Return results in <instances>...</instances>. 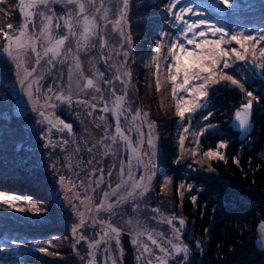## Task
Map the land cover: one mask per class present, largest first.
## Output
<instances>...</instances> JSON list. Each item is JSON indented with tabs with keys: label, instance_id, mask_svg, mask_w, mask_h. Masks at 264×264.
I'll return each instance as SVG.
<instances>
[{
	"label": "trees",
	"instance_id": "obj_1",
	"mask_svg": "<svg viewBox=\"0 0 264 264\" xmlns=\"http://www.w3.org/2000/svg\"><path fill=\"white\" fill-rule=\"evenodd\" d=\"M151 1L131 0L128 17L131 37L140 44L143 41L140 34L147 33L148 27L159 34L158 39L152 37L154 44H148L144 51L143 65H140L138 59L133 67L139 85L135 104L146 108L155 119L162 145V166L156 190L167 197L165 201H169V206L185 220L195 235L199 246L194 247L190 264H264V250L257 243L261 234L259 225L264 222V75L260 69H254L246 62H237L234 57L229 61L232 66L225 69V72L237 78L245 90L252 91L257 98L252 105V132L245 141L240 140V133L235 132L230 123L236 110L247 102L246 91L241 92L226 81L212 89L211 101L207 106L190 114V125L187 121L182 124L175 115L176 101L172 97V85L168 82L163 60L166 47L162 48L158 73L161 83L159 93L156 91L154 75L156 45L162 42L166 45L175 38L173 17L166 10L169 0L157 2L164 12L160 16L163 19L160 18L159 22L154 21L156 17L153 16L152 7L156 3ZM233 2L234 6L226 9L218 0H182L177 9L187 5L200 15H189L186 19L204 20L230 33L243 32L258 36L264 30V0ZM0 8L10 14L6 16L0 12V28L7 30L5 26L9 22L18 26V0H6V3L0 4ZM261 43L264 44V41ZM0 44H3L2 38ZM224 47L238 46L230 44ZM137 50H142L141 45ZM8 63L10 65L8 60L0 61V191H12L5 193L11 196L6 200L12 202H0V245L5 244L0 248V253L3 249H7L9 253L8 256L0 255V264H74L76 260L68 250L71 237L63 223L66 219L64 211L54 205L53 198L42 181L38 178L31 180L30 172H27L24 165H14L15 155L23 153L18 152L20 139H24L26 135L21 120L13 113V97L2 76ZM178 95L186 96L185 93ZM209 112L211 116L204 119ZM188 115L186 113V117ZM209 124L216 127L207 128ZM184 126L189 127V132L184 133L187 137L186 151L182 153L178 140ZM202 128H207V131L199 137L197 145L196 137L191 133ZM220 142L226 143L227 147L218 149ZM194 148L196 156L192 155ZM210 150H218L225 159H208L203 153ZM177 159L180 163L175 162ZM209 166L214 169L213 172L206 170ZM163 183L168 186L167 190H161ZM180 185L184 187L181 188ZM189 185L191 191H188ZM24 196H28L31 201L30 207L27 206L28 203L20 204ZM192 196L197 198L196 203L192 202ZM9 204L13 207H9ZM33 204L35 208H32ZM16 207H22L25 211H16ZM37 210L39 213L34 212ZM40 213L43 222H39ZM55 226L61 227L54 229ZM50 235L57 236L60 240L47 245L49 255H44L37 249L31 251V244L24 248L19 246L18 241H27L28 238L44 240Z\"/></svg>",
	"mask_w": 264,
	"mask_h": 264
},
{
	"label": "snow or ice",
	"instance_id": "obj_2",
	"mask_svg": "<svg viewBox=\"0 0 264 264\" xmlns=\"http://www.w3.org/2000/svg\"><path fill=\"white\" fill-rule=\"evenodd\" d=\"M6 3V0H0V4ZM50 3L64 4L66 6V11L57 16L51 8H49ZM130 0H122V7L119 9V19L114 22L108 19V9L104 7L101 2L100 6H96V0H18L19 12L21 14V24L19 28H15L13 23H7L6 29L0 28V38L3 39V44H0V50L5 53L10 61L14 63L17 78L21 83L28 81L26 85V95L32 104V110L38 111L41 117H44V122L51 125L57 131L67 130L69 134L72 133V125L65 123L58 117L54 120L49 116L45 115L44 111L40 108H56L58 105L52 103V101H57L59 104H65L69 107L75 104L85 105L87 107L96 109V104L89 103L84 99L73 100V84L79 92H86L88 90H93L94 92L100 94V99L103 100V93L101 88L98 86V81L103 80L106 85L112 84L111 79H106L104 73L93 72L92 76H85L83 73L81 58L78 55L80 52L87 53L88 50L98 47L103 50L107 46V40L102 33L101 21H106L107 23L113 24V31L117 30V27L122 21L127 22V11L129 8ZM182 0H169L166 5V10L170 16L173 17V27L176 29L174 34L175 38L172 39L166 45L158 43L154 49L155 56L154 62L156 67V91L159 93L161 90V83L158 73L160 72V60L162 57V48L166 47L167 52L163 55V60L166 64V71L168 73V82L172 85L171 93L175 103V115L180 118L182 124L187 121V124L191 123V115L199 111L200 109L207 106L211 101L212 89L220 84L221 82H229L231 85L239 88L241 92H245L244 85L239 82L237 78L225 72V69L230 68L232 65L229 61L234 57L237 62H246L253 66L254 69H260L261 74L264 75V30H262L258 36H253L251 34H246L243 32H229L225 31L222 27H217L206 23L204 20L191 21L185 17L189 15L199 16V13L194 12V10L184 5L177 9V5H180ZM218 3L223 5L226 9H231L234 6L233 0H218ZM40 8L47 9L45 11H39ZM175 9V11H174ZM103 10V11H102ZM0 12L4 15H10L5 9L0 8ZM39 16V26L35 23V17ZM31 25V29L29 26ZM60 29H64L60 32ZM123 36V33H121ZM128 43H131L130 38ZM235 44L238 47L226 48L225 45ZM191 46V47H189ZM29 53L31 55H29ZM125 56L127 53H123ZM66 58L71 59L68 67V89L67 92L61 91L60 86H49L47 93L51 95H44V103L39 105V100H33V95L39 94L40 84L44 79V75L37 74V66L47 65L48 71L51 72L53 68L56 67L57 63L64 64L68 63ZM170 58V59H169ZM101 59H111L110 56H102ZM29 61H32L31 66H26ZM91 63V61H90ZM93 68L95 65H92ZM43 67V66H42ZM21 71L23 75H20ZM79 77L83 83L74 81L73 75ZM125 77L130 76V74L125 71L123 73ZM114 79L120 81L124 85V89H127V82L121 78V75L114 74ZM180 81L179 83L177 81ZM35 84L37 87L33 90L32 85ZM178 93H185L184 95H178ZM126 91L123 95H117L115 90H111L112 99L110 103L112 107L109 108L107 103L103 108L100 109L101 112L111 113L116 120L115 125V135L105 136L103 139L112 141V144H117L119 138V143H122L127 148V158L126 162H120V183H117L115 188L111 189V193L105 192L104 197L100 200L99 204L93 205L91 203V198L86 197L87 200V211L92 212L93 209L96 212L106 211L111 213L114 208L118 207L120 203L127 202L129 199L135 200L138 197H143L150 188L151 174L145 176L141 174L139 179H135L134 173L132 171L133 162H137L139 165L145 167L146 169L154 166V159L157 152L156 137L154 135L155 123L148 121V113L137 109L134 115L131 116V126L135 128L139 136L135 144L130 139L128 135L125 134L121 127L120 117L129 112V109L125 107L127 103ZM247 102L242 103L241 107L236 110L234 114V123L236 128L241 133H248L251 128V115H252V105L253 101L257 98L254 96L252 91H246ZM93 100L97 97L93 96ZM186 113L189 115L186 117ZM91 115V112L88 113ZM211 116L209 112L203 118L208 119ZM101 120L104 119L103 116L100 117ZM143 120L144 123L148 125L149 134L147 138L148 148L151 150V155L149 156L148 163L145 164L142 159V153L140 145L143 143L144 133L140 131L139 126L135 124L137 120ZM215 125L209 124L207 128H214ZM207 128H202L196 132L191 133V135L196 137V143L198 145L199 137L203 135ZM131 130V128H130ZM189 132V127L184 126L183 131L179 136L178 144L180 150L183 153L185 149V140L187 137L184 133ZM64 143H67L65 141ZM48 147V145H45ZM218 149L226 148L227 145L224 142L218 144ZM63 150V147H62ZM79 151V149H77ZM89 152L92 149H88ZM115 154L112 152V146L108 145L107 150L104 155ZM143 155H147L144 153ZM192 155L196 156L197 151L192 149ZM203 155L208 159H218L224 160L225 157L217 151H207ZM176 163H180L177 159ZM195 162V161H194ZM238 164V161L234 160ZM88 164H92V160L87 161ZM99 163V161H97ZM66 167L71 168V164H66ZM79 166V165H78ZM208 172H213L212 167L206 169ZM101 175H99L94 181L92 180V175L94 173H89L88 180L89 184L95 183L98 188L101 183H103V172L104 169H99ZM108 175L111 176L112 173L109 170ZM59 182L63 184L65 182V177L61 176ZM83 183V182H82ZM75 187V185H73ZM129 186L128 190L124 195H120L117 201L113 203H108L109 195L117 196L119 191L125 187ZM183 188V185H180ZM191 185L188 186V191H191ZM85 200H81V204L85 203ZM193 203H196L197 198L195 196L191 197ZM13 207L12 204L8 205ZM36 206L33 204L32 208ZM16 211H25L22 207H16ZM135 210V209H134ZM153 212H158V209H153ZM80 221L73 228V233H76L79 228L86 224L85 213H79ZM94 223L102 225V236L100 240L90 242L88 244L89 256H93L92 249L98 247L101 243H107L108 240L116 238V244L119 246L120 230L113 227L111 224L96 219L93 217ZM173 221L179 224V228H174L173 231L176 234L175 239L180 238V232L185 226V221L183 219H177L173 216L171 218H165L163 222L169 225H173ZM130 223V222H129ZM259 230L261 234H264V222L259 225ZM207 231V230H205ZM146 236L147 240L154 245L159 252L163 253L164 256H156L155 259H148L147 264H168V258L173 254L180 256L183 254V258L187 259V253L189 249L187 246H179L172 244V251L169 252L168 249L161 246L157 239L153 235L145 230L144 232H138L137 236ZM107 238V239H106ZM80 240L84 237L80 236ZM79 243V240L77 241ZM136 244L137 240H133ZM171 243V241H169ZM143 249V253L149 256L152 255L151 249L147 244L141 243L139 245ZM199 245H197L198 247ZM37 251L44 255H49L47 249L39 248ZM107 251V249H106ZM88 264H95L94 258L88 261ZM113 264H116L113 261Z\"/></svg>",
	"mask_w": 264,
	"mask_h": 264
},
{
	"label": "rangeland",
	"instance_id": "obj_3",
	"mask_svg": "<svg viewBox=\"0 0 264 264\" xmlns=\"http://www.w3.org/2000/svg\"><path fill=\"white\" fill-rule=\"evenodd\" d=\"M155 1L156 5L152 7L154 12L155 22L160 21L162 10L157 5L158 0ZM101 2L108 11V19L115 21L119 19V9L122 7V0H96V6L99 7ZM131 2V0H130ZM131 4L129 3V6ZM49 8L59 16L62 15L67 9L64 4L50 3ZM19 11V7H18ZM39 11L47 12V9L40 8ZM103 11V10H102ZM129 8L127 11V22H121L117 27L116 31H113V24L107 23L106 21H101L102 33L107 40V46L105 49L101 50L98 45L87 53L80 52L78 55L81 58L82 71L85 76H92L93 72H102L106 79H111L112 84L106 85L103 80L98 81V86L101 88L103 93V100L100 99V94L94 92L93 90H88L86 92H79L73 84V100L84 99L89 103L96 104V109L93 110L90 107L80 104H73L68 106L65 104H59L57 101H52L58 106L54 109L52 108H40L46 114H50L52 119L59 118L65 123L72 125V133L69 134L67 130L57 131L50 125L44 123L38 111L32 110V104L29 101L26 93V85L28 81L23 83L17 78L16 69L14 63L10 61L5 53L0 50V61L8 60V67L2 73L3 79L6 82L7 87H9V93L12 95L13 99V113L22 122L23 129L25 131L26 137L20 139L19 151L22 154L15 155L16 161L15 166L26 167L27 172H30L31 180L38 178L40 182L42 181L45 188L49 191V194L53 198V203L58 208L62 209L66 215L63 223L67 229L68 235L71 237L69 241L68 250L72 253V256L76 260L74 264H88V261L93 259L95 264L108 263L110 258L117 261L118 251L114 245V239L108 240L107 243H101L98 247L92 249L93 256H89L88 244L96 240H100L102 236V225L94 223L93 217L99 220H103L113 227L118 228L120 231L129 233L132 236H137L138 232H144L147 230L155 238L161 239L169 237L167 239L171 240L173 243H179L181 246L189 245L184 241L185 233L189 235L191 233L190 229L185 222L184 228L180 232V238L175 239L174 228H179V224L173 221V225H169L163 222L165 218H171L173 216L177 219H182L179 217L172 206H169V201L166 196H162V192L156 190V185L158 184V173L161 168L162 162V145L160 140V135L158 133L157 124L155 119L151 116L150 112L146 108H141L135 104L136 91H138L139 85L136 79V74L133 72V67L135 62H140L143 65L144 51L146 50L148 44H154L152 37L159 38V34L152 31L153 28L148 27L147 33L140 34L143 39L142 44L131 37L129 28ZM19 24L14 26L19 28L21 24V14L19 12ZM163 19V18H162ZM161 19V21H162ZM211 21V20H210ZM35 23L39 26L40 20L39 16L35 17ZM163 23V22H162ZM164 24V23H163ZM153 26V23H150ZM31 29V25L29 26ZM155 29V27H154ZM64 29H60L63 32ZM123 33V36L121 35ZM130 38L131 43H128ZM141 45L142 50L139 49ZM139 45V46H138ZM191 47V46H189ZM139 52V53H138ZM123 53H127L125 56ZM138 53V54H137ZM29 55H31L29 53ZM102 56H110L111 59H101ZM68 63L60 64L57 63L56 67L48 71L47 65H44L42 61V66H37V74H43L44 79L40 84L39 94L33 95V100H39L37 107L44 103V95L47 93L49 86L59 85L61 91L67 92L68 89V67L71 63L70 58H66ZM91 61V63H90ZM32 61L26 65L31 66ZM95 65L93 68L92 65ZM127 71L130 76L125 77L123 73ZM114 74L121 75V78L127 82V89H124V85L120 81L114 79ZM20 75H23L21 71ZM74 81L83 83L79 80L75 74L73 75ZM36 85L33 84V90L36 89ZM115 90L117 95H123L126 91L127 103L125 107L129 109V112L120 117V123L123 131L135 144L138 139V132L134 127L131 126V116L134 115L137 109L141 110V113L147 112L149 115L147 117L148 121L155 123L154 135L157 138V152L154 159V166L145 168L139 165L137 162H133L132 171L134 173L135 179H139L141 174L145 176L151 174V184L149 191L143 196L138 197L135 200L129 199L127 202H122L118 207L114 208L111 213L106 211L96 212L94 209L92 212L87 211V200L86 197L91 198V203L93 205L99 204L100 200L104 197L105 192L111 193V189L115 188L117 183H120V162L123 160L126 162L128 155L127 148L124 144L119 143V138L117 144H112L110 139H103L105 136L115 135V125L116 120L111 113L101 112L100 109L104 107L107 103L108 107L111 108L112 104L110 100L112 99L111 90ZM96 96L97 99L93 100L92 97ZM91 112V115L88 113ZM103 116L104 119L101 120L100 117ZM135 124L139 126L140 131L144 133L143 143L140 145L142 159L145 164L148 163L149 156L151 155V150L147 145V138L149 134V128L143 120L135 121ZM131 128V130H130ZM144 140L146 143L144 144ZM6 142L5 140H2ZM67 141V143H64ZM48 145V147H45ZM112 146V152L115 154L104 155L107 150V146ZM146 145V146H145ZM63 147V150H62ZM79 149V151H77ZM88 149H92L91 152ZM147 153V155H143ZM92 160V164H88L87 161ZM99 161V163H97ZM71 164V168L66 167V164ZM24 165V166H23ZM79 165V166H78ZM103 168V183L97 188L95 183L89 184L88 175L89 173H94L92 175V180L94 181L101 173L99 169ZM111 171L112 175H108V171ZM61 176L65 177V182L61 184L59 178ZM24 181V180H23ZM83 182V183H82ZM75 185V187L73 186ZM161 190H167L168 186L163 183ZM129 186L123 187L117 196L109 195L108 203H115L120 195H124L128 190ZM3 192V193H1ZM8 189H2L0 191V202H12L9 199L11 196L5 193H9ZM16 194V193H13ZM81 200H85L84 204H81ZM21 203H28L27 206L30 207L31 201H29L28 196L21 198ZM135 209V210H134ZM153 209H158V212H153ZM38 212L39 211H34ZM85 213L86 224L79 228L76 233H73V228L79 223L80 217L79 213ZM39 222H43V216L40 213ZM185 221V220H184ZM130 222V223H129ZM61 226H55L54 229H59ZM49 229L53 230L52 227ZM80 236L84 239L80 240ZM141 239V236H137ZM107 239V238H106ZM12 240V239H11ZM60 240L57 236H48L46 239H30L18 241L21 248H24L27 244H31V251H35L39 248L47 249V245H51L53 241ZM79 240V243L77 241ZM166 241L164 239H161ZM13 241V240H12ZM16 243V241L14 242ZM258 246L264 250V234H260L257 240ZM5 245V244H3ZM0 245V248L3 246ZM111 247L113 250L112 255L109 254V249ZM70 247V248H69ZM107 248V251L103 249ZM67 250V251H68ZM0 253L2 256H8L7 249H3Z\"/></svg>",
	"mask_w": 264,
	"mask_h": 264
},
{
	"label": "flooded vegetation",
	"instance_id": "obj_4",
	"mask_svg": "<svg viewBox=\"0 0 264 264\" xmlns=\"http://www.w3.org/2000/svg\"><path fill=\"white\" fill-rule=\"evenodd\" d=\"M122 233H125V232L120 231V236L118 237V239H121V234ZM127 234H129V233H127ZM186 234H188V233H185L184 241L187 243V245H189V251L187 253V259L185 260L183 258V254H181L180 256H176L175 254H173L171 257L168 258V264H190L191 255L193 254V252H195L194 247L197 245V242H196V240L194 238L195 235L192 234V231H191V233H189V235H186ZM129 236H130V241L132 243H133L134 239L137 240L136 248H137V252H138V255L140 257V260H141L142 264H147V260L150 259V258L154 260L156 256H161V257L164 256L163 253L159 252V250L154 245H152L150 241L147 240L146 236L141 235V237H142L141 239H139L137 236H132L131 234H129ZM168 237H169V235H167L166 238H164V237L161 238V239H164L166 241H163V240L158 239V238H156V239H157L158 243L161 246H163L164 248L168 249L169 252L172 251V244L181 246L179 243H173L171 240L167 239ZM113 239H114V242H115L114 243L115 248L118 251V258H117V261H115V262H116V264H123L122 263V258L120 256L121 251H120L119 247L116 244V238H113ZM169 241H171V243H169ZM141 243L148 245V247L152 251V255L151 256L143 253V249L139 246ZM107 248L109 249V252H110L109 254L112 255L113 250L111 249V247L109 246ZM107 248H104L103 250L106 251ZM113 261L114 260L112 258H110L109 262L108 263L104 262V264H113Z\"/></svg>",
	"mask_w": 264,
	"mask_h": 264
},
{
	"label": "water",
	"instance_id": "obj_5",
	"mask_svg": "<svg viewBox=\"0 0 264 264\" xmlns=\"http://www.w3.org/2000/svg\"><path fill=\"white\" fill-rule=\"evenodd\" d=\"M46 116H49L48 114L45 113ZM42 120L44 121V117H41ZM50 118H52L50 116ZM252 120V117H251ZM46 123V122H44ZM48 124V123H46ZM50 125V124H48ZM51 126V125H50ZM230 126L233 128L235 132L240 133V140L245 141L251 134L252 132V126L249 129L248 133H241L235 126L234 120L230 123ZM20 147L18 146V149ZM119 249L121 251L120 256L122 258V263L123 264H142L140 257L137 252L136 244L132 243L130 241V236L127 233H122L121 234V239H119Z\"/></svg>",
	"mask_w": 264,
	"mask_h": 264
}]
</instances>
